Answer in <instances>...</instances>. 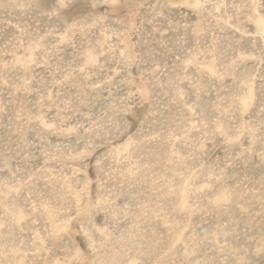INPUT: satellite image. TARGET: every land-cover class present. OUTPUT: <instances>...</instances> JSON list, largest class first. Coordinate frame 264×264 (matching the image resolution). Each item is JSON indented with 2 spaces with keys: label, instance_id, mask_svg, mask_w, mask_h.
Returning a JSON list of instances; mask_svg holds the SVG:
<instances>
[{
  "label": "rangeland",
  "instance_id": "rangeland-1",
  "mask_svg": "<svg viewBox=\"0 0 264 264\" xmlns=\"http://www.w3.org/2000/svg\"><path fill=\"white\" fill-rule=\"evenodd\" d=\"M0 264H264V0H0Z\"/></svg>",
  "mask_w": 264,
  "mask_h": 264
}]
</instances>
